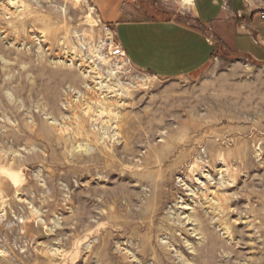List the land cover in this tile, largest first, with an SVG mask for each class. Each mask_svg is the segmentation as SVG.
Here are the masks:
<instances>
[{
    "label": "rangeland",
    "instance_id": "374dc122",
    "mask_svg": "<svg viewBox=\"0 0 264 264\" xmlns=\"http://www.w3.org/2000/svg\"><path fill=\"white\" fill-rule=\"evenodd\" d=\"M96 2L0 0V264H264V65L155 78Z\"/></svg>",
    "mask_w": 264,
    "mask_h": 264
},
{
    "label": "crops",
    "instance_id": "0c3cea01",
    "mask_svg": "<svg viewBox=\"0 0 264 264\" xmlns=\"http://www.w3.org/2000/svg\"><path fill=\"white\" fill-rule=\"evenodd\" d=\"M182 1L193 22L154 20L148 0H97L96 6L133 67L155 78L193 75L222 55L264 65V0Z\"/></svg>",
    "mask_w": 264,
    "mask_h": 264
},
{
    "label": "built area",
    "instance_id": "2783aa9c",
    "mask_svg": "<svg viewBox=\"0 0 264 264\" xmlns=\"http://www.w3.org/2000/svg\"><path fill=\"white\" fill-rule=\"evenodd\" d=\"M181 2H183L181 0ZM261 19L264 20V8L261 11V15H260ZM112 26L111 25H107L104 24V29L106 32L109 33V36L111 37L109 39V51H110V56L112 57V59L120 61V63H122L123 65H128V66H133L130 59L128 58L124 48L122 47V45L119 43L117 36H116V32L112 31Z\"/></svg>",
    "mask_w": 264,
    "mask_h": 264
},
{
    "label": "bare ground",
    "instance_id": "6f19581e",
    "mask_svg": "<svg viewBox=\"0 0 264 264\" xmlns=\"http://www.w3.org/2000/svg\"><path fill=\"white\" fill-rule=\"evenodd\" d=\"M77 2H81V1H83V0H76ZM97 135V134H96ZM14 180V179H13ZM14 182V181H13ZM18 186V185H17ZM215 197V196H214Z\"/></svg>",
    "mask_w": 264,
    "mask_h": 264
}]
</instances>
